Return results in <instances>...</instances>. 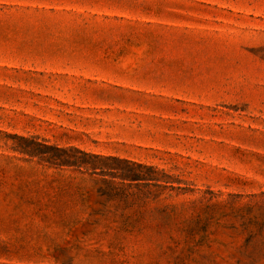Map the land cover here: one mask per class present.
Segmentation results:
<instances>
[{
  "label": "rangeland",
  "instance_id": "rangeland-1",
  "mask_svg": "<svg viewBox=\"0 0 264 264\" xmlns=\"http://www.w3.org/2000/svg\"><path fill=\"white\" fill-rule=\"evenodd\" d=\"M0 264H264V0H0Z\"/></svg>",
  "mask_w": 264,
  "mask_h": 264
},
{
  "label": "trees",
  "instance_id": "trees-1",
  "mask_svg": "<svg viewBox=\"0 0 264 264\" xmlns=\"http://www.w3.org/2000/svg\"><path fill=\"white\" fill-rule=\"evenodd\" d=\"M74 151H75V150H74ZM75 152L82 154V156H86L85 154H83V153L80 152V151H77V150H76ZM91 157H93V156H91ZM75 163H76V162H65V163H63V165H67V166H75Z\"/></svg>",
  "mask_w": 264,
  "mask_h": 264
}]
</instances>
